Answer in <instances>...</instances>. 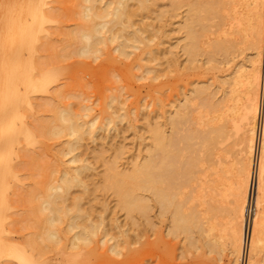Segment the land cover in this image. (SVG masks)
<instances>
[{"label":"rangeland","instance_id":"rangeland-1","mask_svg":"<svg viewBox=\"0 0 264 264\" xmlns=\"http://www.w3.org/2000/svg\"><path fill=\"white\" fill-rule=\"evenodd\" d=\"M29 1L0 0V38L9 27L8 18L25 7ZM32 1L44 6L47 21L38 32L33 48L27 52L26 57L32 58L45 72L49 71L47 76L53 82L48 89V95H36L33 107H27L24 111L25 123L31 125V134L27 137L20 136L21 142L15 149L21 156L18 163L22 164L19 166V179L10 180L9 191L5 192V196H9L5 199L11 208L6 211V205L0 208H4L3 226L14 231L13 241L31 245L36 256H62L59 262L51 264H233L231 247L227 236L223 237L226 240L222 238L225 234L222 230L230 218L231 191L236 183L232 164L239 147L235 145L238 135L234 122L241 120L246 96L245 86L236 82L237 71L242 66L247 70L252 69L250 61L255 60L257 52L253 38L251 43L249 30L250 1L232 0L220 14L209 17L208 22L202 18L206 34L199 31L202 27L197 25L199 39L196 50L194 49L193 54H187L184 50L186 34L182 27L187 16V7L182 4L173 9L171 0H154L151 9L135 17L137 25L146 26L143 36L150 43L140 45L127 62L114 54L111 50L113 47L103 50L97 58L78 54L79 42L76 33L80 25L85 24L81 19L83 0ZM233 9L236 13L232 12ZM238 21L239 26L229 30V23ZM214 43H220L222 50L212 56L210 49ZM150 51L153 53L147 54ZM3 53L0 50V64L10 61ZM262 56L260 54V73L264 63ZM142 58L152 62L147 63ZM126 64L130 67L136 64L143 67L155 66L158 72L147 75L133 69L132 74L135 76L143 75V79L138 81L135 76L130 78ZM119 86L124 87L121 101L126 102L125 110L119 111V115L125 112L126 117L115 118L108 125L105 117L113 109H119L117 103L112 105L113 109L107 108L108 97ZM201 87H210V97L213 96L214 101L220 103V112L217 113L219 119L215 122L221 123L224 130L219 152L224 163L223 170L226 172L222 173L217 190L208 198H203L199 193V185L186 184L182 180L179 201L182 200L184 209L198 206L206 215L205 230L210 231L202 235L195 230L197 242L191 244L184 233L169 232L171 212L160 211L154 202L148 215L138 211L128 215L120 207L114 189L109 186L107 166L110 161L117 159L119 168L124 170L129 169L134 161L144 159L151 144L150 129L156 124L164 126L169 114L176 107L182 106L185 99H190L187 104L188 111L192 112L197 122L204 124L214 119V115L205 109L202 100L195 93ZM70 93H79V98L85 101L79 99L80 102L77 100L75 103V99H70L74 107L85 103L92 108L90 117L86 120L99 116L98 125L102 126L93 136L85 135L77 145L75 153L83 162L76 164L70 163L72 155H66L71 138L66 133L60 136L48 133L58 123L54 110L60 105L69 104L64 101V97ZM48 97L55 100L50 101ZM47 103L53 106H48ZM263 103L264 90L261 97L262 109ZM80 106L77 108L79 111ZM164 127L168 128L167 125ZM257 147L258 156L259 143ZM84 163L90 164V168L81 174L86 188L72 186L67 204L71 205L72 199L78 197L81 208L93 220L104 218L114 239L108 245L118 242L120 257L108 252V245L103 249L95 245L85 249H71L73 233L69 232L66 222L58 227V243L47 237L48 226L39 212L46 190L49 185L57 182L64 170L72 174ZM207 164L212 165L209 161ZM250 203L248 225H252L256 209L253 200ZM2 238L8 240V237ZM219 248H222L221 251ZM215 249L217 254L213 252ZM65 254H68L69 260L68 257L65 258ZM263 254L264 252L261 256ZM3 260L1 261L5 264L14 263L13 256ZM245 260L247 261L246 254L244 261L242 259L238 264H245ZM248 263L251 264L250 260ZM252 264H264V258Z\"/></svg>","mask_w":264,"mask_h":264},{"label":"bare ground","instance_id":"bare-ground-1","mask_svg":"<svg viewBox=\"0 0 264 264\" xmlns=\"http://www.w3.org/2000/svg\"><path fill=\"white\" fill-rule=\"evenodd\" d=\"M231 1L171 0L173 9L182 4L187 7V16L182 26L186 34L187 42L184 50L187 54L195 52L199 31L205 30L202 18L208 22L209 17L213 18V15L220 14ZM249 1L250 37L251 43L253 38L254 49L257 52L255 60L250 61L252 69L247 70L245 66H242L237 71L236 82L245 86L246 96L241 120L234 122L238 135L235 145L239 147L232 164L235 169L236 183L231 191L230 218L222 230L223 234L225 233L222 238L227 236L231 247L234 257L233 264L240 263L242 259L244 261L245 254L247 256L245 264L249 260L252 264L264 258V254L261 256L264 252V103L263 109L261 108L264 63L263 66L261 65V73L259 70L260 54L263 55L264 60V0ZM83 2L81 19L85 24L80 25L76 33L80 56L97 58L103 50L113 47L111 50L114 54L127 62L140 48V45L150 43V40L143 36L146 26L137 25L135 17L151 9L154 0H83ZM235 11L232 10L233 13ZM233 19L236 18L233 17ZM8 20L10 21L9 27L0 38V50L4 52L5 57L10 58V61L0 64V193L2 195H0V208L2 205L7 206L5 210L0 209V264H5L1 260L9 256H13L14 263L12 264H51L59 262L62 256L58 254L51 258H45L43 255L36 256L31 245L15 243L12 239L14 235L12 228L6 229L2 224V219L4 220L2 210L6 211L11 208V205L7 203L9 196H5V192L11 186L10 180L19 179V166L22 164L18 163L21 156L15 149L21 142L20 136L27 137L31 134V125L25 123L24 111L27 107H33L36 95L42 93L48 95V89L53 82L47 76L49 71L45 72L46 70L43 67L39 68L32 58L26 57L27 52L33 48L38 32L47 21L44 6L37 5L35 1L30 0L25 7H22L15 15H11ZM238 23L240 24V21L229 23V30L239 26ZM197 25L202 27L199 31L196 30ZM206 31H204L205 34ZM210 50L214 56L222 50V45L214 43ZM152 53L153 51L147 52L150 55ZM141 60H146L147 63L152 62L146 58ZM126 67L130 78L135 76L132 74L133 69L145 72L147 75L158 72L155 66L143 67L141 64H136L134 67L129 65ZM136 77L138 81L143 79V75H136ZM115 78L119 79L117 76ZM157 78L156 75L155 79ZM209 89L210 87H201L195 90V93L202 100L205 109L214 115V119L204 124L197 122L192 112L188 111L187 104L190 99H185L183 105L176 107L167 117L165 125L168 128L164 127L165 125L156 124L150 129L151 144L144 159L134 161L129 169L124 170L119 168L117 159L110 161L107 166L109 186L114 189L120 207L128 215H132L135 211L148 215L155 203L160 211L171 212L169 232L184 233L191 244L197 242L194 236L195 230L202 235L210 231L205 230L206 215L198 209V206L194 205L184 209L182 200L179 201L182 180H185L186 184L199 185V193L203 198H208L217 190L223 176L222 173L226 172L223 170L224 163L223 159H220L219 152L224 130L221 123L215 122L219 119L217 113L220 112V103L215 102L213 96L210 97ZM123 90L124 87L119 86L108 97V109H113L114 103L119 104L118 110L113 109L105 117L108 125L113 123L115 118L126 117L125 112L119 115V111L125 110L126 102L121 101ZM77 94H67L64 101L69 104L54 108L58 123L48 131L53 136L66 133L71 138L66 153V155H72L71 164L83 162L75 153L83 137L93 136L97 129L102 128L98 125L99 116L86 120L92 112L90 105L84 103L81 106L75 105V108L70 102V99H75L76 101L73 100L75 103L77 100L80 102ZM47 99L55 100L53 97ZM47 104L53 106L51 103ZM78 106H80V111L77 110ZM208 161L211 162V166L207 164ZM89 168L90 164L84 163L72 174L64 170L57 182L48 186L39 207V212L44 216L45 224L48 226V239L58 243L60 240L58 227L66 222L69 232L73 233L71 241L73 250L91 248L92 245L103 249L114 240L107 229L105 219L99 217L98 220H93L91 215L81 208L78 197L72 199L71 205L67 204L72 186L85 187L81 174ZM252 200L256 209L252 225L249 224V226L247 215L250 214L248 212ZM2 237H8V240ZM107 250L113 256L120 257L121 255L118 242L114 241L108 245ZM215 251L216 249L213 250L214 253ZM64 256L69 260L68 254ZM260 256L263 258L261 259Z\"/></svg>","mask_w":264,"mask_h":264},{"label":"built area","instance_id":"built-area-1","mask_svg":"<svg viewBox=\"0 0 264 264\" xmlns=\"http://www.w3.org/2000/svg\"><path fill=\"white\" fill-rule=\"evenodd\" d=\"M262 93H263V90H262ZM263 95V94H262Z\"/></svg>","mask_w":264,"mask_h":264}]
</instances>
